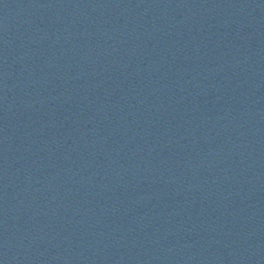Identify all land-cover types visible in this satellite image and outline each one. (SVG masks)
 Segmentation results:
<instances>
[{
    "label": "water",
    "instance_id": "water-1",
    "mask_svg": "<svg viewBox=\"0 0 264 264\" xmlns=\"http://www.w3.org/2000/svg\"><path fill=\"white\" fill-rule=\"evenodd\" d=\"M0 264H264V0H0Z\"/></svg>",
    "mask_w": 264,
    "mask_h": 264
}]
</instances>
